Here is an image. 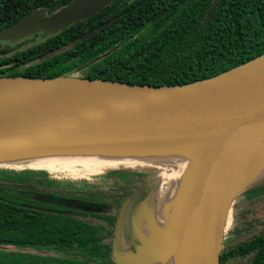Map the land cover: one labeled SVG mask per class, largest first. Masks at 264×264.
Here are the masks:
<instances>
[{
	"label": "water",
	"instance_id": "water-1",
	"mask_svg": "<svg viewBox=\"0 0 264 264\" xmlns=\"http://www.w3.org/2000/svg\"><path fill=\"white\" fill-rule=\"evenodd\" d=\"M112 1L70 0L49 13L34 9L0 28V41L55 34ZM117 47L71 74L0 75V150L24 144H183L188 158L172 199L157 198L161 182L150 162H136L145 164L139 170L129 162L106 166L105 172L137 170L151 177V187L139 191V201L124 200L117 219L120 229L129 208L133 223L147 222L150 239L140 230L143 247L136 253L116 249L115 260L164 264L176 251L175 264H220L224 236L233 222L228 226L231 207L247 188L264 184L263 172L241 187L264 163V52L181 84H138L79 73ZM13 49L0 50V55ZM100 174L64 176L88 179Z\"/></svg>",
	"mask_w": 264,
	"mask_h": 264
},
{
	"label": "trees",
	"instance_id": "trees-1",
	"mask_svg": "<svg viewBox=\"0 0 264 264\" xmlns=\"http://www.w3.org/2000/svg\"><path fill=\"white\" fill-rule=\"evenodd\" d=\"M69 1L0 0V28L34 9L49 13ZM115 45L81 75L155 85L204 79L264 52V0H114L55 34L0 41V50L14 48L0 55V75L71 74ZM59 174L0 167V264H37L42 244L82 223L50 210L58 207L52 203L55 195L83 198L91 191L118 192V204H113L118 212L132 191L143 194L151 187V177L137 170L107 171L92 181ZM241 195L220 263L264 264V215H256L264 205V184L256 183Z\"/></svg>",
	"mask_w": 264,
	"mask_h": 264
},
{
	"label": "flooded vegetation",
	"instance_id": "flooded-vegetation-1",
	"mask_svg": "<svg viewBox=\"0 0 264 264\" xmlns=\"http://www.w3.org/2000/svg\"><path fill=\"white\" fill-rule=\"evenodd\" d=\"M59 176L64 175L60 173ZM97 177L99 175L88 179L71 180L92 181ZM118 194L91 191L85 193L83 198L55 195L52 203L58 207L50 210L68 215L82 223L71 224L66 232L61 235L55 234L54 241L42 244L37 250V264H117L114 256L116 249L120 253L138 252L139 248L143 247L140 230L146 234L148 224L133 223L130 219L132 214L127 208L119 229L117 219L120 210L116 212L113 206L118 204V200L115 199L118 198ZM131 194L132 201H136L138 192L132 191ZM104 195L112 196V200L104 201ZM146 237L150 239L148 234Z\"/></svg>",
	"mask_w": 264,
	"mask_h": 264
},
{
	"label": "bare ground",
	"instance_id": "bare-ground-1",
	"mask_svg": "<svg viewBox=\"0 0 264 264\" xmlns=\"http://www.w3.org/2000/svg\"><path fill=\"white\" fill-rule=\"evenodd\" d=\"M183 144L173 145H135L123 144H24L11 146L0 150V165L17 167H45L50 170H74V167H90L95 164H108L113 166L118 163L129 162L130 166L143 165L136 163L139 160L149 163L151 168L162 169L159 176L163 183L168 186L169 182L177 177L170 186L169 199H172L177 189L183 169L186 166V157ZM152 162V163H151ZM99 167L101 169L102 166ZM145 165V164H144ZM93 167V166H92ZM91 168V167H90ZM77 170V169H76ZM169 170V171H166ZM84 171V170H83ZM100 171V170H99ZM264 172V163L261 168L250 178L243 179L241 187L248 184ZM246 184V185H247ZM159 195L157 196V198ZM174 198V197H173ZM174 199L172 200V202ZM177 253H171L170 260L164 264H175Z\"/></svg>",
	"mask_w": 264,
	"mask_h": 264
},
{
	"label": "rangeland",
	"instance_id": "rangeland-1",
	"mask_svg": "<svg viewBox=\"0 0 264 264\" xmlns=\"http://www.w3.org/2000/svg\"><path fill=\"white\" fill-rule=\"evenodd\" d=\"M101 165L102 164H100V163H98V164H95V165H92V166H90V167H86V166H78V167H74L73 169L74 170H66L65 172H63V173H61V174H64V175H68L69 177L71 176H73V177H75V178H81V177H83V176H85V175H89L90 173H93L94 175H95V173H98V174H100V173H103V170H104V172L106 171L105 170V168H106V166H104V165H108V164H103L102 166H104V167H102L101 169H99V167H101ZM144 165V164H143ZM137 166H139V165H136V167H132L133 169H140L139 167H137ZM77 169V170H76ZM84 170V171H83ZM100 170V171H99ZM156 170V172L158 171V176L161 174V173H166V172H163V170L160 168V169H155ZM166 171H169V170H166ZM60 172V171H59ZM86 173H88V174H86ZM93 175V176H94ZM178 177V176H177ZM177 177H174V179H172L170 182H169V184H168V186L167 185H165L164 183H163V180L162 179H160V178H162V177H160L159 176V179H160V184H159V187H160V190H159V197L158 198H160V197H164L165 195H167L168 196V194H169V190L171 189L170 188V186H172L173 184H174V182H175V180H176V178ZM170 188V189H169ZM158 196V195H157ZM166 196V197H167ZM138 198H140L141 197V194H138V196H137ZM168 198H169V196H168ZM238 207H239V200L238 199H236V202H235V204L231 207V217H229V220H228V226H229V224H230V221L233 219V221L237 218V210H238ZM256 215H259V216H262V215H264V205L262 206V207H260V208H258L257 209V211H256ZM227 233V232H226Z\"/></svg>",
	"mask_w": 264,
	"mask_h": 264
}]
</instances>
